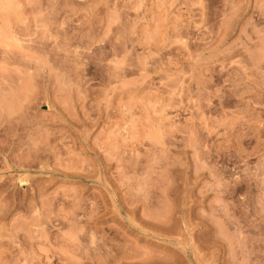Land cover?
Returning a JSON list of instances; mask_svg holds the SVG:
<instances>
[{
    "label": "rangeland",
    "instance_id": "374dc122",
    "mask_svg": "<svg viewBox=\"0 0 264 264\" xmlns=\"http://www.w3.org/2000/svg\"><path fill=\"white\" fill-rule=\"evenodd\" d=\"M0 264H264V0H0Z\"/></svg>",
    "mask_w": 264,
    "mask_h": 264
}]
</instances>
